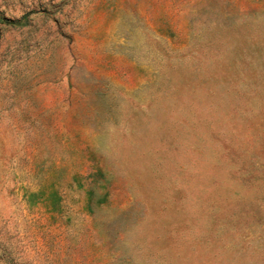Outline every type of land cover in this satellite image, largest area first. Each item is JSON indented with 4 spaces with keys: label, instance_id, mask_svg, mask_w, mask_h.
Returning a JSON list of instances; mask_svg holds the SVG:
<instances>
[{
    "label": "rangeland",
    "instance_id": "1",
    "mask_svg": "<svg viewBox=\"0 0 264 264\" xmlns=\"http://www.w3.org/2000/svg\"><path fill=\"white\" fill-rule=\"evenodd\" d=\"M0 264H264V0H0Z\"/></svg>",
    "mask_w": 264,
    "mask_h": 264
},
{
    "label": "trees",
    "instance_id": "2",
    "mask_svg": "<svg viewBox=\"0 0 264 264\" xmlns=\"http://www.w3.org/2000/svg\"><path fill=\"white\" fill-rule=\"evenodd\" d=\"M2 21L6 24H19L20 21H11V20H7V19H2Z\"/></svg>",
    "mask_w": 264,
    "mask_h": 264
}]
</instances>
